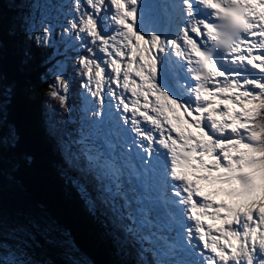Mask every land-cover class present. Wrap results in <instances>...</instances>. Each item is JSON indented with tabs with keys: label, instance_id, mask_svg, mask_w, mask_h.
<instances>
[{
	"label": "snow or ice",
	"instance_id": "snow-or-ice-1",
	"mask_svg": "<svg viewBox=\"0 0 264 264\" xmlns=\"http://www.w3.org/2000/svg\"><path fill=\"white\" fill-rule=\"evenodd\" d=\"M56 7L19 27L54 50L42 80L56 176L116 255L264 264V0H171L164 31L156 0ZM4 31L17 27L0 25V50ZM15 89L0 65V264H81L47 186L18 177L34 157L16 153Z\"/></svg>",
	"mask_w": 264,
	"mask_h": 264
},
{
	"label": "trees",
	"instance_id": "trees-1",
	"mask_svg": "<svg viewBox=\"0 0 264 264\" xmlns=\"http://www.w3.org/2000/svg\"><path fill=\"white\" fill-rule=\"evenodd\" d=\"M26 9V0H0V25L7 27L17 24L15 36L9 37L6 31L3 32L4 48L0 50V65L7 72L9 80L16 82L15 97L9 114L19 138L16 153L18 156L30 153L34 157L31 166L22 164L18 177L27 184L38 181L47 186L60 222L68 229L73 245L89 264H126L128 258L116 255L99 221L88 214L71 189L61 186L56 176L60 156L55 140L46 129V119L51 114L44 111L47 85L42 80L46 68L50 67L45 61L54 50L38 48L26 40L19 27L20 14L25 13ZM57 33L58 29L54 36ZM26 47L31 58L26 64H22ZM74 86H79L78 81L72 83L70 89ZM72 93L76 95L75 98L70 97V103H75L78 91H71ZM6 130L7 126L0 128V135H6Z\"/></svg>",
	"mask_w": 264,
	"mask_h": 264
},
{
	"label": "rangeland",
	"instance_id": "rangeland-1",
	"mask_svg": "<svg viewBox=\"0 0 264 264\" xmlns=\"http://www.w3.org/2000/svg\"><path fill=\"white\" fill-rule=\"evenodd\" d=\"M65 2L66 0H26L27 9L25 13L20 14L21 16L19 19V24H22L26 17H35V19L39 21L42 14L44 13H49L52 17H55L57 14L56 6ZM156 2L159 7L156 13L155 27L161 31L172 28L175 23V13L165 8V5L170 4L171 0H156ZM57 29L59 33L60 29ZM71 91H75V89H70V93ZM85 103L86 105L91 106L92 100H89L87 97H85ZM105 105L107 106V101L105 102ZM7 132L8 130H6V134ZM74 248L76 250L74 254L75 258L80 261L81 264H89V262L85 260L84 255L79 250H77L75 246Z\"/></svg>",
	"mask_w": 264,
	"mask_h": 264
},
{
	"label": "bare ground",
	"instance_id": "bare-ground-1",
	"mask_svg": "<svg viewBox=\"0 0 264 264\" xmlns=\"http://www.w3.org/2000/svg\"><path fill=\"white\" fill-rule=\"evenodd\" d=\"M54 148V147H53Z\"/></svg>",
	"mask_w": 264,
	"mask_h": 264
}]
</instances>
